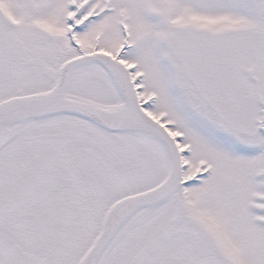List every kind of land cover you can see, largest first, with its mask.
<instances>
[{"label":"snow or ice","instance_id":"snow-or-ice-1","mask_svg":"<svg viewBox=\"0 0 264 264\" xmlns=\"http://www.w3.org/2000/svg\"><path fill=\"white\" fill-rule=\"evenodd\" d=\"M0 264H264V0H0Z\"/></svg>","mask_w":264,"mask_h":264}]
</instances>
